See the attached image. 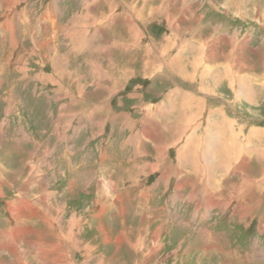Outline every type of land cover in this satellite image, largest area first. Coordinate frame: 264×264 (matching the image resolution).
Wrapping results in <instances>:
<instances>
[{
  "label": "rangeland",
  "instance_id": "rangeland-1",
  "mask_svg": "<svg viewBox=\"0 0 264 264\" xmlns=\"http://www.w3.org/2000/svg\"><path fill=\"white\" fill-rule=\"evenodd\" d=\"M261 149L264 0H0V264H264Z\"/></svg>",
  "mask_w": 264,
  "mask_h": 264
},
{
  "label": "bare ground",
  "instance_id": "bare-ground-1",
  "mask_svg": "<svg viewBox=\"0 0 264 264\" xmlns=\"http://www.w3.org/2000/svg\"><path fill=\"white\" fill-rule=\"evenodd\" d=\"M162 7V6H161ZM156 8H154V10H155ZM157 9H159V8H157ZM162 9V8H161ZM168 9L169 8H165V10L166 11H168ZM104 12H102V13H100V16L102 17V16H104L105 14H103ZM141 13V12H140ZM154 13V12H153ZM168 13V12H167ZM165 14V15H167V17H166V19H167V21L169 22V25L170 26H173V23H172V17L170 16V14L168 15V14ZM141 17H142V13L141 14H139ZM148 15H151V12H150V14H148ZM87 16H89V15H87ZM87 16H83V17H78V18H76L77 20L76 21H73V28L74 27H79V26H81V25H83L84 26V24H85V26H86V24L87 25H93L94 23H95V21L94 22H90V23H86V22H84V19H87ZM91 18V17H90ZM45 19V18H44ZM92 19H93V17H92ZM91 21V20H90ZM167 24V23H166ZM89 27V26H88ZM76 30H78V28H75ZM72 28H70L69 27V33H71V35H72ZM73 33H74V31H73ZM137 37V34H132V38L131 39H135ZM120 40H119V38H117V39H114L113 40V45H120L118 42H119ZM132 42H135L134 40H132ZM165 42H166V40H165ZM153 43H155L156 44V42H153ZM169 43V42H168ZM206 43H207V41H206ZM108 47V46H107ZM119 47V46H118ZM126 47V46H125ZM163 46H161V47H157V50H158V52H160V58H162V62L164 63V58L162 57L163 55H166V52H168V50H166V49H164V48H162ZM160 49V50H159ZM90 50V49H89ZM206 52H208V53H211L212 52V50H211V46L209 45V48H208V50L206 51ZM151 64H157L155 61L154 62H149V65H148V62H146V61H143L142 62V67H143V69H142V71L144 72V74H146L147 73V71L150 69V68H154V67H156V68H158V69H160L161 70V72H162V69H164V67L165 66H162L163 64H161L160 62H159V66H153V65H151ZM165 64V63H164ZM96 67H97V72H98V74H103L104 72H103V68H101V64H99V66L98 65H95ZM141 66V65H140ZM171 66H173V68H171ZM193 66V65H192ZM169 67V68H168ZM230 67V66H229ZM174 68H176L177 70H180V72H186V67H184L183 65H181L177 60H176V58H173V57H171V61H170V64L167 66V70L168 69H170V71L171 72H173L172 70H174ZM140 69V68H139ZM231 69V68H230ZM229 69V71H227V79H229V86H231L234 82H235V80L237 79L238 81H241L242 79H241V77L239 76V75H235V78H233V73H232V71ZM240 69V68H239ZM152 71H153V69H151ZM93 73V72H92ZM96 73V72H95ZM103 75H105V74H103ZM243 80H244V82H245V84L247 83V80H245V78H243ZM248 84V83H247ZM98 86H100L99 85V83H98V85H97V87ZM114 90V88H112L111 90H109V93L111 94V92ZM246 90V89H245ZM115 91V90H114ZM113 91V92H114ZM182 93V92H181ZM181 93H180V91H176V94L177 95H181ZM182 94H184V93H182ZM189 94V97H191L192 96V94L191 93H188ZM172 98H169V101L171 100ZM191 100L194 102V100H193V98H191ZM191 101V104H193V102ZM189 103H190V101H187V100H185V101H183V104L184 105H187V109H188V107H190V105H189ZM195 103V102H194ZM165 108V107H164ZM151 109V108H150ZM196 109H197V105H196ZM149 111V110H148ZM179 111V110H178ZM190 111V112H189ZM188 112L190 113V115L189 116H187V117H185L186 116V113L187 112H179V114H180V116H184L183 118H184V121L186 122V123H188L189 121H191V120H194V119H196L199 115H198V113L199 112H197V110H189ZM157 113V112H156ZM158 114H156V116H157ZM163 117H164V119H165V121H167V122H169V123H171L172 121H174V122H172L171 124V127L172 128H170V131L169 132H171V129H172V131L174 130V129H176L177 127H179V125L177 124V126H174V123H176V121H175V117H168V116H166V115H168V114H165V113H163V114H161ZM161 118V117H160ZM180 118V117H179ZM183 118H180L179 119V121H183ZM256 121V120H255ZM144 128V127H143ZM150 128V127H149ZM169 130V129H168ZM184 130H185V128H184ZM183 130V131H184ZM155 131H154V129H149V130H147V133H149L150 135H152L153 133H154ZM176 132H177V130H176ZM155 134V133H154ZM206 131H204V134L202 135V136H206ZM172 135H174L173 134V132H172ZM179 135H182V133H180ZM153 136H155V135H153ZM197 136H199L200 137V141H199V144L201 143V135H197ZM171 137V136H170ZM173 137V136H172ZM190 137V136H189ZM191 138V137H190ZM221 141L220 140H218L217 142H216V145L217 144H219ZM225 141L223 140L222 141V143H221V147L219 148V145H218V148H219V151L217 152V154H221L222 156H223V159H225V158H227V157H229V158H234L235 159V157L237 158V160H236V166L234 167V170L233 171H238L239 169H240V171L241 170H243V169H245V167H246V164L248 163V159L247 158H243V151H244V153L245 154H248V152H252V150L251 149H248V148H246L243 144H242V146H241V144L240 145H237V149H236V152H235V150L234 149H228V147L226 146V145H236V143L235 144H233V142H229L228 144L225 142ZM235 148V147H234ZM242 151V152H241ZM241 155V158L239 157ZM260 155L261 156H264V150H262L261 149V153H260ZM260 156V157H261ZM185 161V160H184ZM183 163V162H182ZM184 164H185V162H184ZM196 167V166H195ZM225 167H226V164H225V162H224V165H223V169H225ZM227 168V167H226ZM242 190V188H240L237 192H239V191H241ZM207 192V191H206ZM207 195V194H206ZM211 195V194H210ZM208 197V196H207ZM210 200L211 201H213V199H212V197H208V201L210 202Z\"/></svg>",
  "mask_w": 264,
  "mask_h": 264
}]
</instances>
